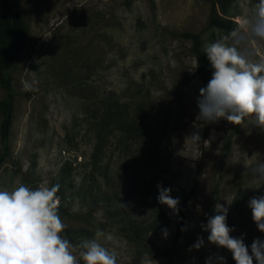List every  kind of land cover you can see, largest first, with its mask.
<instances>
[{
    "label": "rangeland",
    "instance_id": "1",
    "mask_svg": "<svg viewBox=\"0 0 264 264\" xmlns=\"http://www.w3.org/2000/svg\"><path fill=\"white\" fill-rule=\"evenodd\" d=\"M210 2L21 0L27 37L9 70L15 94L0 188L58 185L57 206L69 213L59 215L62 235L77 258L80 243L101 230L116 264H220L218 257L235 264L201 227L227 201L230 235L246 246L264 240L247 207L264 194V179L253 173L264 161V131L251 117L239 125L199 118L204 85L191 42L179 36L200 34L203 49L229 33L208 27ZM224 6L225 14L219 5L216 11L245 31L256 0ZM239 47L253 62L264 59V39ZM197 165L200 182L167 261L159 251L170 246L178 213L158 203L157 184L171 189L179 209ZM198 238L203 245L191 247Z\"/></svg>",
    "mask_w": 264,
    "mask_h": 264
},
{
    "label": "clouds",
    "instance_id": "2",
    "mask_svg": "<svg viewBox=\"0 0 264 264\" xmlns=\"http://www.w3.org/2000/svg\"><path fill=\"white\" fill-rule=\"evenodd\" d=\"M244 28L203 45L212 72L199 90V118L207 122L223 118L239 125L251 117L250 123L264 131V59L253 62L247 50L239 47L246 39H264V0H256L255 11L245 20ZM190 137L194 143L200 141L198 133ZM253 173L264 179V161ZM57 191L58 185L31 188L22 183L11 189L0 188V264H116L115 254L101 242V238L106 242L111 237L101 230L80 243L78 258L73 254V246L62 235ZM157 191L158 203L178 213L179 200L171 197V189L158 183ZM231 203L227 201L228 206ZM228 206L215 204L214 214L201 225L208 233L207 241L230 251L235 264H253V259L264 264V240L254 239L246 246L241 238L230 235L233 228L226 223ZM247 207L258 230L264 233V194L250 198ZM162 234L166 237L167 230L162 229ZM203 243L198 238L191 247L199 249ZM217 259L226 264L224 257Z\"/></svg>",
    "mask_w": 264,
    "mask_h": 264
},
{
    "label": "trees",
    "instance_id": "3",
    "mask_svg": "<svg viewBox=\"0 0 264 264\" xmlns=\"http://www.w3.org/2000/svg\"><path fill=\"white\" fill-rule=\"evenodd\" d=\"M36 3H46L50 0H33ZM228 0H211L210 13L207 20L208 27H215L226 32L236 30V23L220 15L216 11L219 5L223 14L226 13L224 6ZM179 36L191 42V51L196 59V74L204 86L211 78L212 69L203 53L201 36L198 33L181 32ZM27 37V24L24 18L21 0H0V89L2 98L0 100V168L9 155V137L13 117L14 87L9 70L14 67L20 57ZM201 177V167L197 165V171L193 183L188 192L183 196L180 203L176 229L174 231L170 246L162 248L159 254L165 256L167 261L177 251L178 242L185 221L186 203L195 195ZM60 216H68L64 208L57 206Z\"/></svg>",
    "mask_w": 264,
    "mask_h": 264
}]
</instances>
